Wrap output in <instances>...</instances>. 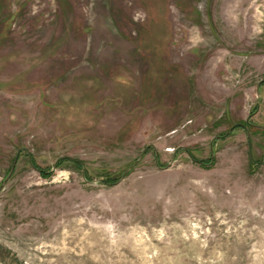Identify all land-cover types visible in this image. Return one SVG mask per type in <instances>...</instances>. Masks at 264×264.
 Wrapping results in <instances>:
<instances>
[{"label": "rangeland", "instance_id": "rangeland-1", "mask_svg": "<svg viewBox=\"0 0 264 264\" xmlns=\"http://www.w3.org/2000/svg\"><path fill=\"white\" fill-rule=\"evenodd\" d=\"M0 264H264V0H0Z\"/></svg>", "mask_w": 264, "mask_h": 264}, {"label": "water", "instance_id": "water-1", "mask_svg": "<svg viewBox=\"0 0 264 264\" xmlns=\"http://www.w3.org/2000/svg\"><path fill=\"white\" fill-rule=\"evenodd\" d=\"M20 152H21V151L18 152V154H17V156H16V158H15V161H14V164H13V167H12V170H11L10 174H12V172L14 171V168H15L16 163H17V161H18V158H19ZM62 159H64V158H62ZM60 161H61V160H59V161L57 162L56 166H58V164H59ZM35 168H36V167H35ZM36 169L39 170L38 168H36ZM126 175H127V173L124 174V176L120 179V181L123 180V179L126 177ZM102 182L109 184V181H108V180H103Z\"/></svg>", "mask_w": 264, "mask_h": 264}, {"label": "trees", "instance_id": "trees-1", "mask_svg": "<svg viewBox=\"0 0 264 264\" xmlns=\"http://www.w3.org/2000/svg\"><path fill=\"white\" fill-rule=\"evenodd\" d=\"M41 172H43V173H46V171H44V170H42V169H39Z\"/></svg>", "mask_w": 264, "mask_h": 264}]
</instances>
